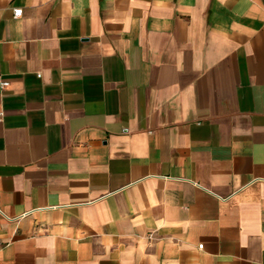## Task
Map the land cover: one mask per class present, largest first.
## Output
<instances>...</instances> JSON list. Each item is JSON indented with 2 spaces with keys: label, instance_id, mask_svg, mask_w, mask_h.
<instances>
[{
  "label": "crops",
  "instance_id": "obj_1",
  "mask_svg": "<svg viewBox=\"0 0 264 264\" xmlns=\"http://www.w3.org/2000/svg\"><path fill=\"white\" fill-rule=\"evenodd\" d=\"M1 112L0 264H264V0H0Z\"/></svg>",
  "mask_w": 264,
  "mask_h": 264
},
{
  "label": "built area",
  "instance_id": "obj_2",
  "mask_svg": "<svg viewBox=\"0 0 264 264\" xmlns=\"http://www.w3.org/2000/svg\"><path fill=\"white\" fill-rule=\"evenodd\" d=\"M21 15H22V9L21 8H16V9L13 10V16L14 17L17 18V17H20ZM5 85H7V82L6 81H3L1 83V86L4 87ZM2 115H3V113L1 112L0 113V120H1ZM198 247L199 248H202V245H199Z\"/></svg>",
  "mask_w": 264,
  "mask_h": 264
}]
</instances>
